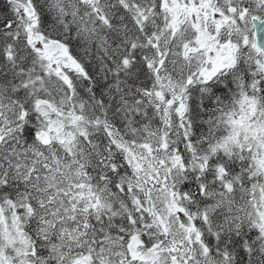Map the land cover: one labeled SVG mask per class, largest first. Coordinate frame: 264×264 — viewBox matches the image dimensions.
I'll list each match as a JSON object with an SVG mask.
<instances>
[{
    "label": "snow or ice",
    "instance_id": "6c2138e0",
    "mask_svg": "<svg viewBox=\"0 0 264 264\" xmlns=\"http://www.w3.org/2000/svg\"><path fill=\"white\" fill-rule=\"evenodd\" d=\"M0 264H264V0H0Z\"/></svg>",
    "mask_w": 264,
    "mask_h": 264
}]
</instances>
